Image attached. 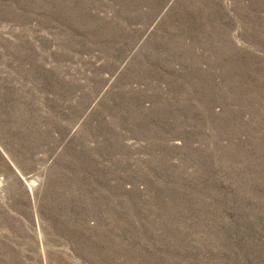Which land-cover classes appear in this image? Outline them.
Segmentation results:
<instances>
[{"label": "rangeland", "instance_id": "374dc122", "mask_svg": "<svg viewBox=\"0 0 264 264\" xmlns=\"http://www.w3.org/2000/svg\"><path fill=\"white\" fill-rule=\"evenodd\" d=\"M0 264H264V0H0Z\"/></svg>", "mask_w": 264, "mask_h": 264}]
</instances>
